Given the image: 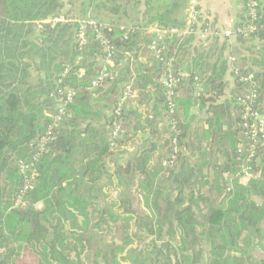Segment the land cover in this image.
I'll return each mask as SVG.
<instances>
[{
  "label": "trees",
  "instance_id": "1",
  "mask_svg": "<svg viewBox=\"0 0 264 264\" xmlns=\"http://www.w3.org/2000/svg\"><path fill=\"white\" fill-rule=\"evenodd\" d=\"M141 3L0 0V264H18L25 250L37 264H123L124 259L132 264H264L253 253L264 245V148L257 151L246 180L237 152L242 132L237 94L243 85L235 79L231 97L222 101L227 59L221 55L213 72L204 75L206 51L188 49L191 35H175L167 50L176 58L175 71L182 73L178 63L183 56L191 58L177 110L170 114L159 82L164 63L154 58L150 66L139 59L155 35L136 30L123 39L120 26L147 28L158 22L169 28L181 22L167 12L155 13V0H145L141 13ZM62 14L74 20L46 22ZM88 18L108 23L111 30L103 32L119 49L120 68L113 67L114 77L95 89L89 87L102 68V47L90 26L86 43H79L78 20ZM236 38L243 50L232 54L243 71H257L264 99V35ZM127 56L135 61L123 63ZM196 75L205 85L200 97ZM61 77L76 89L75 99L36 162L26 206L15 207L24 184L19 162L32 160L52 121L58 105L52 94ZM129 82L142 97L153 93L164 104L159 121L177 120L180 152L174 167L163 165L172 151L169 123L161 144L146 139L134 156L122 159L118 148L131 139L130 126L134 131L144 127L131 98L119 116L126 132L111 147L115 110ZM196 105L206 108L207 118L205 126L192 128ZM155 117L148 113L145 119L152 136L158 132Z\"/></svg>",
  "mask_w": 264,
  "mask_h": 264
},
{
  "label": "built area",
  "instance_id": "2",
  "mask_svg": "<svg viewBox=\"0 0 264 264\" xmlns=\"http://www.w3.org/2000/svg\"><path fill=\"white\" fill-rule=\"evenodd\" d=\"M247 20L245 23L238 25L235 28H219L211 23L204 21V13L201 8L199 0H191L188 8L187 24L184 28L178 27H162L156 26L152 28V34L155 38L150 43L149 48L153 52L154 58L158 62H162L165 65V72L160 77V84L164 88L165 104L170 114L175 113L177 110L176 98L179 93V88L185 80L187 74L185 72L177 73L175 71L174 56L168 55L167 50L169 43L173 36L183 39L188 35H198L201 40L207 42L210 39L215 38H232L241 36L245 39L252 37L253 35H264V23H260L261 9L264 4V0H245ZM74 19L62 14L55 17L53 20L49 19L46 22H68ZM81 24L79 33V43L81 47L86 43V27L90 26L96 34L97 40L102 47V55L98 57L101 61L102 68L92 80L90 87L95 89L100 87L109 79L114 77L112 68L116 66V57L119 52L118 47L113 43L112 39L104 34L105 29L111 30V27L106 22L98 21L94 18L80 19ZM123 30V39H129L132 32L136 30H145L148 28L131 27L125 24L120 26ZM129 54V53H128ZM232 64V72L235 79H238L242 83L243 89L237 94V103L239 104V113L241 117V139L237 146V152L239 154L240 173L244 178L252 176L253 168L251 165L252 160L255 158L259 149L264 148V99L261 92V80L257 75V71L249 70L243 71L242 67L238 64V57L236 55H230L228 58ZM69 68H66L63 76L68 73ZM84 70H81V75ZM195 95L200 97L205 91V85L199 75L194 77ZM135 90L132 87V83H127L124 87L121 98L118 102L115 113L117 117L112 124L111 131V147L116 148L118 146L119 139L126 132V128L122 121L119 119L123 105L130 99ZM76 95V89L71 86L64 85L62 77L58 80V87L52 96L58 101L57 110L51 114L52 121L49 123L46 132L38 142L37 149L31 161H20L19 169L24 177V184L15 198V207L26 206V196L28 192L34 186V179L36 176V162L40 158L43 152L46 151L48 145L54 141L56 128L60 123L68 116V108L73 103ZM168 123L171 126L173 135L171 138L172 151L168 158L163 160L165 167H174L178 162L180 146L178 139V130L176 129L178 122L170 116Z\"/></svg>",
  "mask_w": 264,
  "mask_h": 264
},
{
  "label": "crops",
  "instance_id": "3",
  "mask_svg": "<svg viewBox=\"0 0 264 264\" xmlns=\"http://www.w3.org/2000/svg\"><path fill=\"white\" fill-rule=\"evenodd\" d=\"M136 0H132L134 3ZM142 3L139 6L141 13L145 8V0H140ZM156 2V12L157 14L168 13L171 17H177L181 22L178 28H184L187 24L188 19V8L191 0H155ZM201 4V8L204 13V21L211 23L219 28H235L238 25H241L247 20V12H246V3L245 0H199ZM177 4L176 9H174L173 5ZM167 6H171L170 9H167ZM130 8H133V5H130ZM140 17H142L140 15ZM158 26V22L151 23L147 28L148 33H152V28ZM192 40L189 42L188 49L191 51H195L196 48L203 49L206 51V57L208 60V64L203 69L204 75H210L213 72L214 61H216L221 55L227 59L229 63V67L227 69L225 80L228 82V88L225 91L224 95L221 97V100H225L228 97H231L232 89L235 86V76L232 72V64L229 62L228 58L232 53H241L243 44L239 43L236 37L232 38H215L210 39L205 42L200 39L198 35H191ZM203 42L205 45H200ZM130 56V54H128ZM126 57L122 59V62L125 63L127 58L135 61L133 58ZM184 58L179 60V69L182 72H186L187 66L190 64V54L188 56H183ZM139 59L144 63L153 66L155 63L154 55L148 45H143ZM116 69H119L120 66L116 65ZM130 105L134 106V109H137L138 113L141 114V117L138 119L141 126L138 131L133 130V125L130 126V130L132 131L131 139L128 140L125 144L120 146L118 151H122L121 156L123 160H128L136 153L137 149L144 142V140H149L151 138L152 141L156 142L157 145L161 144L164 140L167 139V127L168 120L166 117L163 118V121H159L160 116L157 113H160L163 110L164 104L158 101L156 94L151 93L149 96H141L140 91L135 90L133 96L130 99ZM148 113L150 117L156 115L155 119L158 121V132L156 135L152 136L150 133V127L146 124L145 119L147 118ZM191 114L193 118L191 119L192 128H196L198 126H205L204 120L207 118L206 108L201 110L198 105L192 107ZM97 124V122H95ZM207 126V124H206ZM111 166L114 163L110 164Z\"/></svg>",
  "mask_w": 264,
  "mask_h": 264
},
{
  "label": "rangeland",
  "instance_id": "4",
  "mask_svg": "<svg viewBox=\"0 0 264 264\" xmlns=\"http://www.w3.org/2000/svg\"><path fill=\"white\" fill-rule=\"evenodd\" d=\"M242 180H246V178H242ZM253 253L258 258H264V245L258 246L253 248ZM18 264H37V258L35 255H33L29 250H25L22 252L20 256L17 258ZM123 264H132L128 260H123Z\"/></svg>",
  "mask_w": 264,
  "mask_h": 264
}]
</instances>
